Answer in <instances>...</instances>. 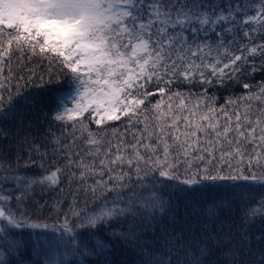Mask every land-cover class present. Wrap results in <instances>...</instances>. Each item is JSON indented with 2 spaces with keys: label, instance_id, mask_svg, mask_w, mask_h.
<instances>
[{
  "label": "snow or ice",
  "instance_id": "1",
  "mask_svg": "<svg viewBox=\"0 0 264 264\" xmlns=\"http://www.w3.org/2000/svg\"><path fill=\"white\" fill-rule=\"evenodd\" d=\"M37 48L49 62L39 80L68 78L71 107L67 90L22 93L37 72L18 65L17 77L12 52ZM259 71L264 0H0L3 246L19 248L16 230L51 229L86 264H264V231L252 233L264 191L248 201L236 191L264 189V80L219 107L207 91ZM37 187L57 192L46 217ZM207 187L217 195L197 199ZM115 242L135 259L114 260Z\"/></svg>",
  "mask_w": 264,
  "mask_h": 264
},
{
  "label": "trees",
  "instance_id": "2",
  "mask_svg": "<svg viewBox=\"0 0 264 264\" xmlns=\"http://www.w3.org/2000/svg\"><path fill=\"white\" fill-rule=\"evenodd\" d=\"M257 65L259 66L260 58L257 57ZM18 65H20L21 69L27 70V69H35L37 72V78H35L32 82L28 83L27 85H23L22 83V93L26 96H40L45 98H51L56 94L58 90H67V94L69 91H71L72 85L69 82L68 78L61 77L60 81L57 82L55 75L53 76V79L51 82L48 81L47 75H45V79L43 82L39 80L40 74H46L48 72V66L49 62L46 58L42 57L39 54V49L37 48V53L32 54L29 50H25L23 55L20 51H14L12 52L11 57V66L13 71L16 73L17 77L19 75L24 74L23 71L18 69ZM5 74H7V71H5ZM264 80V71L256 72L254 75H247L241 77L239 81H230L227 82V84L223 87L220 86H213L208 87L207 91L210 96H215L216 100V106L219 107L220 105H224L226 101L229 99H236L237 97L243 95L246 90L243 88V83H249L252 85H255L257 81ZM13 91H15L16 87V81L13 80L12 82ZM185 88L187 86H184ZM201 89L199 87L193 88V91H200ZM160 97L154 96L152 98V103H155L157 99ZM67 101V100H66ZM68 103V101H67ZM31 110L24 104L23 101L20 102V105L17 109L18 115H24L25 116V124L27 125L29 120H34L35 118L31 115H29V112ZM42 115V114H41ZM87 115V114H86ZM43 126L40 128V132L43 133L44 128L47 127L46 122H42ZM119 122H114L115 124H118ZM89 126L95 130L96 125L90 123ZM3 127L10 128L12 131H15L16 128L14 126V123L11 121V118L9 121L3 123ZM32 132L33 135H36V127L35 124L32 126ZM57 132H59V129H57ZM9 141L7 140H0V144H8ZM24 161H20L21 165V171H27L30 175L39 173L41 170L36 168H30V169H24L23 168ZM242 185L248 184L249 187L254 188L255 191L249 193L247 188L241 187L236 189L239 199L241 196L244 197L245 201H248L250 199H260L261 192L264 191V189H261L259 185L251 184L250 182H237ZM61 187H66V183L64 185H61ZM171 191V190H170ZM217 195V191L214 187H207L202 188V191L197 194V199H208V198H214ZM162 198L167 199L168 193H162ZM57 199V192H42L39 187L35 189V195L33 197L34 201H38L39 204H45L47 202L46 207L43 209L42 216L46 217L49 215V213L52 211V204L53 201ZM70 199V198H69ZM88 208H92L94 205L91 201L88 203ZM62 207L65 211H67L68 203L64 202L62 204ZM80 207H84V204H81ZM183 209L181 208V211ZM49 224H54L56 221L55 219H48L46 221ZM115 227V225H114ZM17 232H23V235L20 237L19 240V248L14 251H9L8 247L3 246L4 240H3V233H0V264H8L10 261L11 264H86L84 261V258L81 257L78 253L73 254L71 251V247H65L63 244L59 242V237L61 233L54 232L51 229H24V230H16ZM261 231H264V225H261L259 221L256 222V224L252 227V233H259ZM101 232H103V229H101ZM37 236L40 237V242L43 243L45 250H48V255H44L39 248V245L36 243ZM107 238V237H106ZM146 241L151 243L153 239V234L151 232L147 233L144 237ZM52 241L51 245H49V241ZM14 237L8 236V242L9 244L13 243ZM39 253V254H38ZM113 259L116 261H125V260H133L135 257L127 251H123L120 248V245L118 242L114 243L113 246ZM88 260H95L94 256H91L88 258Z\"/></svg>",
  "mask_w": 264,
  "mask_h": 264
},
{
  "label": "rangeland",
  "instance_id": "3",
  "mask_svg": "<svg viewBox=\"0 0 264 264\" xmlns=\"http://www.w3.org/2000/svg\"><path fill=\"white\" fill-rule=\"evenodd\" d=\"M72 94H73V89L69 91V93L66 95V100L68 101L67 106L71 107L72 106Z\"/></svg>",
  "mask_w": 264,
  "mask_h": 264
}]
</instances>
